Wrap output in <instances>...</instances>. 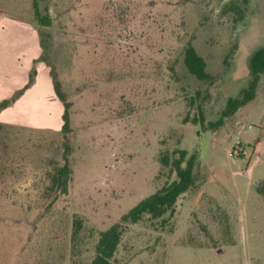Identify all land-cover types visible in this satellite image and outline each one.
Instances as JSON below:
<instances>
[{
	"label": "rangeland",
	"instance_id": "rangeland-1",
	"mask_svg": "<svg viewBox=\"0 0 264 264\" xmlns=\"http://www.w3.org/2000/svg\"><path fill=\"white\" fill-rule=\"evenodd\" d=\"M36 3L51 26L35 0H0V264H91L100 233L176 179L161 158L177 150L196 185L166 224L127 225L115 264H264V75L209 126L249 83L264 0ZM189 43L211 83L187 71ZM65 143L69 191L49 208Z\"/></svg>",
	"mask_w": 264,
	"mask_h": 264
},
{
	"label": "trees",
	"instance_id": "trees-1",
	"mask_svg": "<svg viewBox=\"0 0 264 264\" xmlns=\"http://www.w3.org/2000/svg\"><path fill=\"white\" fill-rule=\"evenodd\" d=\"M36 5L37 3L35 0V9ZM36 19L42 26H51L50 19H41L37 9ZM183 56V63L192 76L203 82L211 83L213 81V76L207 71L205 59L199 55L191 43L184 48ZM249 69L250 75L247 87L240 91L238 97L228 99L227 105L221 113V118L209 124L211 128L218 129L224 124L226 118L234 115L239 109L256 98L261 77L264 75V48L256 50L251 55L249 59ZM55 88L59 98L65 105V113L63 115L64 125L62 128V133L65 135L71 132L70 115L68 111L70 104L67 102L66 96L56 76ZM4 105H6V103H3L1 106L3 107ZM194 122L201 123V125L204 126V119H194ZM64 149L65 164L58 168L52 177L53 185L50 190L55 193V196L52 201L48 203L49 208H52L56 204L60 196L67 194L69 191L68 182L70 181L72 171L69 166L68 153L70 152V147L68 144H64ZM176 155L177 156L172 159L169 153H166L161 158L162 167L168 169L170 175H175L176 179L156 191L153 195L142 200L129 213L122 216L120 222L114 224L108 230L101 232L99 241L96 245V255L91 264H115V255L121 244L122 237L126 232L127 225L138 224L146 215H148L152 221L162 219V224H166L168 219L175 215L180 197L194 188L197 182L195 173L197 156L191 155L188 157V152L186 150H177ZM64 177L67 178L64 179ZM59 193H62V195H59ZM167 215L169 216L167 217ZM81 230L82 223L80 220H76L74 222V231L72 235L73 242L78 240Z\"/></svg>",
	"mask_w": 264,
	"mask_h": 264
}]
</instances>
